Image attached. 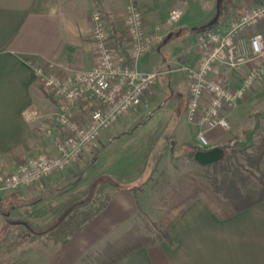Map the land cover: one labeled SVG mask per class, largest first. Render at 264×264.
I'll use <instances>...</instances> for the list:
<instances>
[{
	"label": "crops",
	"instance_id": "crops-1",
	"mask_svg": "<svg viewBox=\"0 0 264 264\" xmlns=\"http://www.w3.org/2000/svg\"><path fill=\"white\" fill-rule=\"evenodd\" d=\"M262 4L264 0H221L217 21L210 28L226 30L240 8ZM129 5L142 13L147 31L156 30L162 35L156 47L139 59L140 71L196 62V36L209 28L216 0H0V171L11 173L23 160L41 152L57 154L59 131L49 117L58 105L38 85L34 68L47 60L57 65L58 73L64 67L91 68L94 53L90 16L95 9L102 13L109 43L115 45L114 39L120 38L116 49L122 52L128 44L125 15ZM171 11L179 13L174 21L168 20ZM255 31H260L264 39V21L238 35L241 47H248V39ZM257 62L234 70L222 67L214 76L226 85H238L246 70ZM177 72L173 80L183 88L181 114L186 123L170 140L188 149L199 148L196 135L202 128L186 121L187 80L183 71ZM263 82L264 75L234 108L222 113L229 130L216 126L205 131L211 147L243 146L251 135L262 131L263 111L259 116L251 114L259 112L256 102L264 97ZM151 93L154 102L152 88ZM26 111L35 112L37 118L25 117ZM143 114L144 111L125 114L119 119L122 124L112 131H108L110 127L103 130L99 139L114 147L150 117ZM48 128L50 133L46 132ZM85 156H89L87 152ZM77 160L78 157L69 166ZM130 165L133 166L131 161ZM259 169L264 174V153ZM69 176L56 172L37 183L0 194V203L3 198L11 199L6 215L14 216L7 221L6 233L0 239V264H79L86 255L104 249L117 237L114 233L136 214L135 195L126 187V181L135 178L120 180L122 187L111 192L102 210L77 232L64 241L50 238L68 206L81 200L76 199L79 192L74 188L47 190L53 184L70 182ZM108 177L116 181L114 176ZM68 192L70 199L62 206L61 197ZM168 235L170 241L138 248L116 264H264V200L222 220L195 200L171 224Z\"/></svg>",
	"mask_w": 264,
	"mask_h": 264
},
{
	"label": "built area",
	"instance_id": "built-area-1",
	"mask_svg": "<svg viewBox=\"0 0 264 264\" xmlns=\"http://www.w3.org/2000/svg\"><path fill=\"white\" fill-rule=\"evenodd\" d=\"M169 21L179 17L171 11ZM90 38L93 46L94 64L86 70L68 67L58 73L57 65L47 60L34 68L38 85L58 105L49 119L58 127L56 155L38 153L23 160L11 173L0 171V194L29 186L65 169L81 154L82 150L97 140L102 131L111 127L120 117L132 111L150 108L151 87L160 74L183 71L187 80V99L184 115L189 124L199 125L197 133L200 150L212 148L205 131L219 127L230 128L222 114L234 108L264 75V39L255 31L243 48L238 35L259 26L264 21V4L242 7L226 30L205 28L195 40L197 60L191 65L160 68L143 72L137 67L141 57L152 51L162 40V35L147 31L143 15L134 5H129L125 15L127 46L122 52L109 43L103 16L95 9L90 16ZM258 61L243 74L238 85H226L214 75L222 67L237 69ZM25 117L37 118L35 112ZM47 133L51 130L48 128Z\"/></svg>",
	"mask_w": 264,
	"mask_h": 264
},
{
	"label": "rangeland",
	"instance_id": "rangeland-1",
	"mask_svg": "<svg viewBox=\"0 0 264 264\" xmlns=\"http://www.w3.org/2000/svg\"><path fill=\"white\" fill-rule=\"evenodd\" d=\"M171 14L170 12L169 16ZM140 66L142 65L140 64ZM149 66H152V63ZM170 68H175V66L170 65ZM177 71L170 74H160L157 77L156 82L151 87L155 100L151 102L150 108L143 110V115L146 114L147 117L150 115V117L139 125V129L132 136H125L114 147H109L103 138H98L82 150L77 163L57 172L60 175H70L68 177L70 182L53 184L47 188L49 192L57 189L61 191L68 187L76 189L77 193L79 192L76 199L86 198L92 202L87 207L88 210L90 207L98 206L97 199H106L111 192L122 187L118 184L120 180L129 181L135 178L134 181H126L128 184L126 187L133 188L131 190L137 201V212L114 233V236L132 227H138L141 230H146L149 235H154L157 220L163 212V209L157 204L161 192L178 177L200 175L204 171V167L213 164H198L193 160L192 148L188 149L182 145H176L174 140H170L176 134L177 128L186 123L181 114L184 98L183 88L180 82L173 80L179 75ZM262 85L264 90V82ZM256 105H258L256 110L259 112L251 115L259 116L261 110L263 111L262 115H264V97H261ZM122 123L123 121L118 120L108 131L114 130ZM262 133H264V126H262V131L255 136L251 135L248 142H243V146L237 149L250 151L251 146L258 141ZM226 147L228 146L221 147L223 153H228ZM86 152L89 156H85ZM130 161L133 166L130 165ZM111 175L116 178L117 185L110 181L113 180L108 177ZM70 196L71 192H68L61 197L62 206L69 201ZM10 200L3 198L2 203H0V239L6 233L7 221L14 217L6 215L11 208ZM57 201L55 200V202Z\"/></svg>",
	"mask_w": 264,
	"mask_h": 264
},
{
	"label": "trees",
	"instance_id": "trees-1",
	"mask_svg": "<svg viewBox=\"0 0 264 264\" xmlns=\"http://www.w3.org/2000/svg\"><path fill=\"white\" fill-rule=\"evenodd\" d=\"M119 39L115 38V45L110 46L118 49ZM238 147L242 146L236 144L226 147L228 153H223L220 161L204 167L200 175L178 177L161 192L157 204L163 212L157 220L154 235H149L146 230L138 227H132L117 235L99 253L86 255L79 264H116L138 248L148 247L160 241H170L168 230L171 224L195 200L202 202L221 220L263 201L264 174L259 169V162L264 153V133L251 146L250 151L237 149ZM197 150L199 148H192V156ZM110 181L117 185L116 181ZM97 200L98 206L90 207L88 210L87 207L92 202L86 198L69 205L49 237L56 241H64L77 232L89 218L102 210L107 198ZM34 232L41 234L44 231Z\"/></svg>",
	"mask_w": 264,
	"mask_h": 264
},
{
	"label": "water",
	"instance_id": "water-1",
	"mask_svg": "<svg viewBox=\"0 0 264 264\" xmlns=\"http://www.w3.org/2000/svg\"><path fill=\"white\" fill-rule=\"evenodd\" d=\"M220 3H221V0H216V13L214 17L208 22V26H212L217 21V18L219 15ZM222 157H223V151L220 147H212L207 150L199 149L195 151V153L193 154V160L200 165L216 163L219 160H221ZM19 223L25 224L24 222H19Z\"/></svg>",
	"mask_w": 264,
	"mask_h": 264
}]
</instances>
